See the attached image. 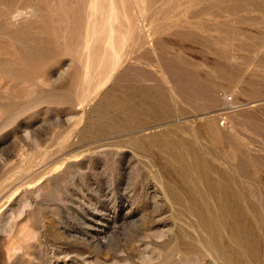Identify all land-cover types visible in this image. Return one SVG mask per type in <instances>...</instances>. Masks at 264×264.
I'll use <instances>...</instances> for the list:
<instances>
[{
    "label": "rangeland",
    "instance_id": "obj_1",
    "mask_svg": "<svg viewBox=\"0 0 264 264\" xmlns=\"http://www.w3.org/2000/svg\"><path fill=\"white\" fill-rule=\"evenodd\" d=\"M262 254L264 0H0V264Z\"/></svg>",
    "mask_w": 264,
    "mask_h": 264
},
{
    "label": "bare ground",
    "instance_id": "obj_2",
    "mask_svg": "<svg viewBox=\"0 0 264 264\" xmlns=\"http://www.w3.org/2000/svg\"><path fill=\"white\" fill-rule=\"evenodd\" d=\"M92 5H93V4H92ZM95 7H96V6H95ZM93 9H94V7H93ZM93 9H92V10H93ZM92 31H93V30H92ZM108 38H109V37H108ZM109 40H111V39H109ZM213 42H214V41H213ZM222 52H223V50H222ZM171 64H172V63H171ZM169 65H170V64H169ZM166 69H167V68H166ZM172 69H173V68H172ZM150 90H151V89H150ZM140 91H141V93H142L143 90H140ZM140 91H139V93H140ZM129 92H130V91H129ZM136 92H137V91H136ZM134 94H135V93H134ZM143 94H144V93H142V95H143ZM162 94H163V93H162ZM142 95H141V96H142ZM145 95H146V94H145ZM163 95H164V94H163ZM137 96H140V94L137 95ZM149 96H150V95H149ZM134 97H135V96H133V95H131V94H130V95H129V94H126V95L124 96V98L127 100V102L131 103L132 101H134V102H132L133 104H134L135 102H137L136 100H134ZM142 97H145V96L143 95ZM150 97L152 98L153 96H150ZM162 97H163V96L160 97L161 99L157 102V104H158V105H161V106H164V105H165V100H164ZM140 98H141V97H140ZM165 98H166V97H165ZM147 99H148V98H147ZM166 99H167V98H166ZM153 100H154V98H153ZM153 100L148 99V100L146 101V97H145V100L142 98V100H140V102H141L142 104L138 101V102H137V103H138L137 105H138V106H139V104H140L141 106L144 105L145 108H143V110L140 109V111L138 110L139 112L136 110V108H134V109H135V112H134V111H133V112H134L135 114H136V112L139 114L141 111H143V113L145 114V117H146V115H147V116L150 117V118L152 117V119L156 117L155 119H156V120H157V119L159 120V118H160L161 115H160L159 117H157V116L159 115V114L157 113L158 111L155 112V113H152V108H150V106H148L150 109H149V108H148V109L146 108L147 105H151V104H153ZM148 101H151L152 103H151V102L149 103ZM154 102H155V101H154ZM173 103H174V102H173ZM135 105H136V104H135ZM168 105H169V104H168ZM144 106H142V107H144ZM151 106H153V105H151ZM154 106H155V105H154ZM170 106L172 107L173 105H170ZM133 107H134V106H133ZM135 107H136V106H135ZM169 108H170V107H169ZM137 109H139V108H137ZM149 110H150L151 112H150ZM183 110H184V109H183ZM124 111H125V110H124ZM153 112H154V111H153ZM171 112H172V111H171ZM173 112H174V110H173ZM129 113L131 114L130 111H129ZM126 114H127V113H126ZM138 114H136V115H138ZM144 114L142 115V112H141L142 117H144ZM156 114H157V115H156ZM133 115H134V114H133ZM171 115H173V114H171ZM154 116H155V117H154ZM112 117H113V116H112ZM140 117H141V116H140ZM168 117L170 118V116H168ZM108 119H109V123H107L106 121H105V122H106L107 124L112 125V124L110 123V120H112V121L115 120L114 117H113V119H112L111 117L108 118ZM137 119H138V117H137ZM137 119H136V120H137ZM155 119H154V120H155ZM160 119L162 120V119H164V118H160ZM166 119H167V118H166ZM104 120H105V119H104ZM139 120H141V118H139ZM139 120L137 121V123L139 122ZM148 120H150V119H147V121H148ZM154 120H152V121H154ZM131 121H132V120H131ZM133 121H134V120H133ZM141 121L145 122L144 120H141ZM147 121H146V122H147ZM150 121H151V120H150ZM113 122H115V121H113ZM100 123H101V122H100ZM115 123H116V122H115ZM140 123H141V122H140ZM116 124H117V123H116ZM129 125H130V124H129ZM208 126H209V125H208ZM108 127H109V126H108ZM112 127H113V126H112ZM114 127H115V126H114ZM171 133L174 134V132H172V131H171ZM171 133H170V134H171ZM165 134H166V133H164L163 135L165 136ZM173 134H172V136L175 135V134H174V135H173ZM176 134H177V133H176ZM167 135H168V132H167ZM167 135L165 136L166 138H165V137L163 138V141H165L164 139H167V137H168ZM162 137H163V136H162ZM162 137H161L160 139H162ZM170 137H171V136H170ZM176 137H178V136L176 135ZM173 138H174V137H173ZM173 138H172V141H173ZM147 139H148V138H147ZM147 139H146V140H147ZM151 139H152V138H151ZM169 139H171V138H169ZM175 139H176V138H175ZM178 139H179V138H178ZM184 139H185V138H184ZM149 140H150V139H149ZM154 140H155V139H153L152 141L154 142ZM157 140L160 142L159 139H157ZM157 140L155 141V144H153L154 147H155V145H157V147H158V144H159V143L157 142ZM167 140H168V139H167ZM181 140L185 142L186 139H185V140L181 139ZM147 141H148V140H147ZM152 141H151V142H152ZM170 141H171V140L168 141V142H169V145L172 143V142H170ZM175 141H176V142L179 141V143H180V139H179L178 141H177V140H175ZM148 142H149V141H148ZM156 142H157V143H156ZM176 142H175V143H176ZM187 142H189V141H187ZM175 143H174V144H175ZM181 143H182V142H181ZM181 143H180V144H181ZM139 144L142 145V142L139 143ZM163 144H164V143H163ZM163 144H162V149H164V148H163ZM172 144H173V143H172ZM187 144H189V143H187ZM187 144H186L185 146L188 147V148H190L189 146H187ZM143 145H144V144H143ZM148 145H150V142H149ZM148 145H147V146H148ZM176 145H177V144H176ZM189 145H190V144H189ZM171 146H172V145H171ZM185 146H184L183 148H185ZM190 146H191L192 148H194L193 144H191ZM143 147H144V146H143ZM145 147H146V146H145ZM150 147H152V146L150 145ZM160 147H161V146H160ZM166 148H167V147H166ZM173 148H175V147H173ZM176 148H177V146H176ZM183 148H182V150H183ZM192 148H190V153H191V150H193ZM195 148H196V146H195ZM159 149H160V148H159ZM185 149H186V148H185ZM146 150H147V149H146ZM164 150H165V149H164ZM180 150H181V148L178 149V150H175V151L178 152L177 154H176V152L174 151L175 154L177 155V157H175V158H178L179 160H181L182 157H183V154H182V155L179 154V153L181 152ZM194 150H195V149H194ZM165 151H166V150H165ZM170 151H171V149H169V152H170ZM184 151H185V150H184ZM184 151H183V153H186V152H184ZM186 151H187V149H186ZM188 151H189V150H188ZM188 151H187V152H188ZM148 152L150 153V151H148ZM163 152H164V151H163ZM174 152H173V151L170 152V156H171L172 153L174 154ZM152 153H153V152H152ZM181 153H182V152H181ZM197 153H198V152H197ZM164 154H166V153L164 152ZM173 154H172V158L174 157ZM178 154H179V155H178ZM186 154H187V153H186ZM186 154H184V156H185ZM192 154H193V152H192ZM195 154H196V151H195ZM198 154H199V153H198ZM168 155H169V154H168ZM188 155H189V153H188ZM188 155H187V156H188ZM196 155H197V154H196ZM155 156H156V155H155ZM180 156H182V157L179 158ZM190 156H191V154H190ZM192 156H193V158H194V154H193ZM200 157H201V156H200ZM200 157H199V158H200ZM195 158H196V157H195ZM195 158H194V159H195ZM199 158H197V159H199ZM184 159H185V158H183L182 161H183ZM191 159H192V158H190V160H189V162H188L189 164H190ZM197 159H196V160H197ZM172 160H174V159H172ZM187 160H188V157H187ZM200 160H202V159H200ZM203 160H204V159H203ZM203 160H202V161H203ZM166 161H167V160H166ZM182 161H181V163H182ZM204 161H206V160H204ZM170 162H171V161H169V163H170ZM174 162L178 163V160H177V161L174 160ZM176 163H174V164H176ZM192 163H193V161H192ZM192 163H191V165L194 167L195 163H194V164H192ZM196 163H198V162H196ZM200 163H201V165H203L202 163H204V166H206L205 162H199V164H200ZM174 164L172 165V163H171L172 166H174ZM183 164H184V166L187 165L186 162H183ZM183 164H180V167H179V168H183V167H184V166H182ZM169 165H170V164H169ZM171 165H170V166H171ZM177 165H179V163H178ZM197 165H198V164H197ZM197 165H196V167H200L199 165H198V166H197ZM187 166H188V165H187ZM187 166L184 167V170H186V169H190L191 172H193V170L191 169V166H190V168L187 167ZM204 166H201V167H204ZM175 167H177V166H175ZM196 167H195V168H196ZM201 167H200V168H201ZM185 168H186V169H185ZM195 168H193V169H195ZM204 168H205V167H204ZM171 169H173V167H172ZM175 169H177V168H175ZM175 169H173V170H175ZM205 169H206V168H205ZM205 169H204V171H205ZM184 170H182V171H184ZM190 170L187 171V172H189V174H190ZM195 170H197V169H195ZM195 170H194V171H195ZM198 170L200 171V169H198ZM201 170H202L201 172H204L203 169H201ZM179 171H180V170H179ZM185 172H186V171H185ZM185 172H184V175H185V174L187 175V173H185ZM201 172H200V175L203 174V176H204V173L201 174ZM182 173H183V172H182ZM195 173H196V172H195ZM197 173H198V172H197ZM197 173H196L195 178L197 177ZM205 173H206V172H205ZM193 174H194V172H193ZM193 174H192V176H193ZM178 176H180V175H178ZM182 176H183V175H182ZM190 176H191V174H190ZM192 176H191V178H192L191 182H192V181H195V180L193 179ZM203 176H201V177L203 178ZM207 176H208V175H206L205 178H206ZM187 177H188V176H187ZM201 177L199 176L198 178H201ZM208 177H209V180H210V179H211L210 176H208ZM208 177H207V178H208ZM217 177H218V176H217ZM225 177H226V176H225ZM191 178H189V179H191ZM205 178H204V181L206 182L207 180H206ZM215 178H216V177H215ZM219 178H221V180L218 179V181H222V177H219ZM227 178H229V177H227ZM234 178H235V177H234ZM179 179H182V180H183V179H186V177H184V178L182 177V178H181V176H180ZM189 179H188V180H189ZM196 179H197V178H196ZM225 179H226V178H225ZM235 179H236V178H235ZM174 180H175V179H174ZM174 180H173V185H174V182L176 181V180H175V181H174ZM188 180L186 179V181L183 182V184H184V183H189V182H187ZM197 180H198V182H199V184H200L199 186H201V185L203 184V187H201V188L204 189V188H205V187H204V183L201 184V181H200L201 179H200V180L197 179ZM209 180H208V181H209ZM214 180H215V179H214ZM226 180H227V179H226ZM226 180H224L222 183L226 182ZM232 180H233V179H232ZM236 180H237V179H236ZM254 180H255V179H254ZM228 181L231 182L230 178L228 179ZM171 182H172V181H171ZM209 182H210V181H209ZM209 182H208V183H209ZM212 182H213V181H212ZM214 182H216V181H214ZM214 182H213V183H214ZM232 182H233V181H232ZM232 182H231V184H232ZM235 182H237V181H234V183H235ZM252 182H253V181H252ZM179 183H182V182H179ZM192 183H193V182H192ZM192 183H191V184H192ZM217 183H218V182H217ZM234 183H233V185H235ZM176 184H177V183H176ZM176 184H175V185H176ZM183 184H182V185H181V184H180V185L178 184V185H176V186H179V187L182 186L181 191H183V186L185 185V184H184V185H183ZM197 184H198V183H197ZM211 184H212V183H211ZM211 184H210V185H211ZM220 184H221V183H220ZM220 184H219V185H220ZM216 185H218V184H216ZM219 185L217 186L218 189H220V188H224V189H221V191H222V190L225 191V188H227V185H225V184H224V186H226V187H224V186L221 187L222 184H221V186H219ZM253 185H254V183H253ZM171 186H172V185H171ZM176 186H174V187H176ZM186 186H187V185H186ZM189 186H190V185H189ZM196 186H198V185H195L194 187H196ZM213 186H214V187H213ZM251 186H252V185H251ZM212 187H213V189H214V188H215V185H212ZM228 187H230V186H228ZM233 187H234V186H233ZM186 188H187V187H186ZM192 188H193V187H192ZM192 188H191V190H192ZM196 188H197V187H196ZM174 189H175V188H174ZM184 189H185V188H184ZM197 189H199V188H197ZM234 189H235V188H234ZM179 190H180V188H179ZM188 190H189V189H188ZM191 190H189V192H192ZM194 190H195V189H194ZM200 190H201V189H200ZM226 190H229V188L226 189ZM230 190H231V188H230ZM230 190H229L228 192H230ZM232 190H233V189H232ZM232 190H231V191H232ZM197 191H198V190H197ZM197 191L195 190V192H197ZM203 191H204V190H203ZM215 191H217L216 188H215ZM184 192H185V191H184ZM186 192H187V191H186ZM195 192H193V194H194ZM210 192L213 193V190L210 191ZM222 192H223V191H222ZM225 192H226V191H225ZM228 192H227V193H228ZM232 192H233V191H232ZM235 192H236V191H235ZM199 193H200V195H202V192H201V191H200ZM207 193H209L207 190H206V193H205V194H204V192H203V197H204V195H206ZM227 193H225V195H226ZM237 193H238V191H237ZM181 194H183V193H181ZM185 194H186V193H185ZM196 194H197V193H196ZM196 194H194V195L196 196ZM233 194H235V193L233 192ZM172 195H173V194H172ZM207 195H208V194H207ZM210 195H211V194H210ZM210 195H208V196H210ZM213 195H214V193H213ZM213 195H212V196H213ZM237 195H238V194H237ZM201 197H202V196H201ZM210 197H211V196H210ZM230 197H231V196H230ZM235 197H236V196L234 195V196H233V199H234L233 202L235 201ZM212 198L216 199L217 197H216V198H215V197H212ZM184 199H185V198H184ZM205 199H206V198H205ZM210 199H211V198H210ZM192 200H193V199H192ZM203 200H204V199H203ZM225 200H226V199H225ZM236 200H237V199H236ZM182 201H183V200H182ZM205 201H206V200H205ZM210 201H211L212 204L214 203V202H212V199H211ZM210 201H209V202H210ZM216 201H217V200H216ZM209 202H208V203H209ZM218 202H220V201H218ZM193 203H194V201H193ZM206 203H207V201H206ZM208 203H207V204H208ZM211 203H209L208 205H210ZM184 204H186V203H184ZM187 204H188V203H187ZM187 204H186V205H187ZM188 205H189V204H188ZM196 205H197V204H196ZM214 205H215V204H214ZM216 205H217V204H216ZM184 206H185V205H184ZM190 206H191V204H190ZM197 206H198V205H197ZM212 206H213V205H212ZM218 206H219V205H218ZM218 206H215V207L218 208ZM185 207H186V206H185ZM191 207H192V206H191ZM213 207H214V206H213ZM232 207H234V206H232ZM189 208H190V207H189ZM189 208H188V210H189ZM200 208H201V207H200ZM217 208H216V209H217ZM220 208H221V207H219V209H220ZM223 208L226 209L225 207H222V209H223ZM234 208H235V207H234ZM201 209H202V208H201ZM216 209H215V210H216ZM219 209H217V211H218ZM193 210H198V209H195V208H194ZM207 210H210V208H209V209L207 208ZM215 210H213V211H215ZM237 210H238V209H237ZM189 211H190V210H189ZM210 211H211V210H210ZM210 211H209V212H210ZM224 211H225V210H224ZM226 211H227V210H226ZM194 212H196V211H194ZM228 212H229V211H228ZM232 212H233V211H232ZM234 212H235L234 214H236V211H235V210H234ZM215 213L217 214V215L215 214L216 216H219V215L221 214V209H220V212L218 211V213H217V212H215ZM222 213H224V212L222 211ZM225 213H226V212H225ZM198 214H199V212H198ZM210 214H211V212H210ZM210 214H209V216H210ZM218 214H219V215H218ZM237 214H238V213H237ZM200 215H201V216H199V217H203L202 215H204V212H201ZM212 215H213V214H211V216H212ZM215 215H214L213 217H215ZM222 215H223V214H222ZM227 215H228V214H227ZM231 215H232V214H231ZM231 215H230V216H231ZM206 216H207V215H206ZM230 216H228V217L230 218ZM199 217H196V218H197V219H196V222H197V220H198ZM213 217H210V219H211V218L214 219ZM220 217H221V216H220ZM223 217H225V215H224ZM203 218H204V217H203ZM217 218H218V219H217V222H219V217H217ZM233 218H235V216H234ZM236 218H237V216H236ZM244 218H245V217H244ZM207 219H208V218H207ZM210 219H209V220H210ZM199 220H200V219H199ZM199 220H198V221H199ZM220 220H221V219H220ZM222 220H223V218H222ZM225 220H226V219H225ZM201 221H202V220H200V222H201ZM211 221H212V220H211ZM211 221H210L209 223H211ZM215 221H216V220H215ZM215 221H214V223H212V224H215ZM229 221H230V220H229ZM217 222H216V223H217ZM202 223H203V222H202ZM204 223H205V222H204ZM204 223H203V224H204ZM196 224H197V223H196ZM217 224H218V226H219V223H217ZM217 224H216V225H217ZM223 224H224V223H223ZM205 225H207V224L205 223ZM237 225H238V224H237ZM192 226H193V224H192ZM213 226H214V225H213ZM213 226H212V227H213ZM195 227H196V226H195ZM197 227H198V226H197ZM212 227H211V228H212ZM216 227H217V226H216ZM192 228H194V226H193ZM209 228H210V227H209ZM194 229H195V228H194ZM196 229H197V228H196ZM198 229H199V230H196V232H197V231H200V228H198ZM201 229H202V228H201ZM224 229H225V227H224ZM205 230H206V229H205ZM213 230H214V229H212V232H214ZM217 230H218V228H217ZM202 231H203V230H202ZM202 231H200V232H201V234L203 235ZM215 231H216V230H215ZM222 231H223V230H222ZM203 232H204V231H203ZM216 232L219 234L218 231H216ZM223 232H224V234H225L226 231H223ZM197 233H198V232H197ZM198 234H199V233H198ZM198 234H197V235H198ZM208 234H209V233H208ZM211 234H212V233H211ZM214 234H215V233H214ZM218 234H217L216 236H219ZM221 234H222V233H221ZM199 235H200V234H199ZM222 235H223V234H222ZM200 236H201V235H200ZM224 236H225V235H224ZM202 237H203V236H202ZM202 237H200V238H202ZM209 237H210V236H208V238H209ZM222 237H223V236H222ZM203 238H205V237H203ZM213 238H214V236H213ZM213 238H212V239H213ZM219 238H220V237H219ZM223 238H224V237H223ZM217 239H218V238H217ZM208 240H209L208 242H210V239H208ZM213 240H214V239H213ZM213 240H212V242H213ZM215 240H216V237H215ZM223 240H225V239H223ZM240 241H241V240H240ZM204 242H205V241H204ZM206 242H207V241H206ZM218 242H219V241H218ZM231 242H232V241H231ZM231 242H230V243H231ZM246 242H247V241H246ZM214 243H216V242L214 241ZM220 243H221V242H220ZM220 243H219V244H220ZM222 243H223V242H222ZM222 243H221L220 245H222ZM226 243H227V240H226ZM228 243H229V242H228ZM233 243H234V242H233ZM236 243H237V242H236ZM205 244L207 245V243H205ZM211 244H212V243H211ZM239 244H240V243H239ZM244 244L246 245V243H244ZM244 244L242 243V245H244ZM247 244H248V243H247ZM197 245H198V244H197ZM202 245H203V244H202ZM212 245H213V244H212ZM216 245L218 246V244H216ZM226 245H227V244H226ZM250 245H251V244H250ZM214 246H215V245H214ZM214 246H213V248H214ZM217 246H216V248H219V247H217ZM222 246H223V245H222ZM232 246H233V245H232ZM236 246H237V245H236ZM201 247H202V246H201ZM203 247H204V246H203ZM205 247H206V246H205ZM208 247H209V246H208ZM225 247H226V246H224V249H227V248H228V247H227V248H225ZM243 247H245V246H243ZM248 247H249V246H248ZM253 247H254V246H251L252 250H253ZM222 248H223V247H222ZM222 248H221V249H222ZM234 248H235V247H234ZM236 248H237V247H236ZM246 248H247V247H246ZM206 249H207V248H206ZM214 249H215V248H214ZM214 249H212V250H214ZM224 249H223V250H224ZM243 249L245 250V248H243ZM227 250H228V249H227ZM229 250H230V249H229ZM229 250H228V253H229ZM239 250H240V253H241L242 250H241L240 248H239ZM244 250H243V251H244ZM208 251H209V250H208ZM216 251L219 252V249L215 250V252H216ZM234 251H235V250H234ZM237 251H238V250H237ZM237 251H235V252H237ZM248 251H249V250H248ZM254 251H255V250H253L252 253H255ZM210 252H211V251H209L208 253H210ZM212 252H213V251H212ZM218 252H217V253H218ZM222 252H223V251H222ZM222 252H220V253H222ZM224 252H225V251H224ZM224 252H223V253H224ZM235 252H234V253H235ZM246 252H247V251H246ZM213 253H214V252H213ZM213 253H211V254H213ZM220 253H219V254H220ZM230 253H231V252H230ZM252 253H249V254H252ZM243 254H244V253H243ZM247 254H248V253H247ZM247 254H246V256H248ZM216 255H217V254H215V257H216ZM220 255H224V254H220ZM232 255H233V254H232ZM241 255H242V254H241ZM241 255H239V256L241 257ZM244 255H245V254H244ZM255 255L257 256V254H255ZM262 255H264V254H262ZM211 256H212V258H213L214 255H211ZM217 256H219V255H217ZM229 256H230V257H234V256H231L230 254H229ZM239 256H238V257H239ZM246 256H245V257H246ZM252 256H253V255H252ZM252 256H251V257H252ZM256 256H255V259H258V256H259V255L257 256V258H256ZM219 257H220V256H219ZM219 257H218V258H219ZM224 257H226V256L224 255ZM227 257H228V256H227ZM235 257H237V253H236V256H235ZM243 257H244V256H242V258H243ZM249 257H250V256H249ZM212 258H211V259H212ZM220 258H221V257H220ZM228 258H229V257H228ZM242 258H241V259H242ZM252 258H253V257H252ZM214 259H215V258H214ZM235 259H236V258H235ZM235 259H234V260H235ZM245 259H248V258L246 257ZM218 260H219V259H218ZM227 260H228V259H227ZM237 260H238V259H237ZM252 260H254V259H251V258H250V260H248V261H252ZM260 260H261V259H260ZM212 261L217 262L216 260H213V259H212ZM219 261H220V260H219ZM232 261H233V260H232ZM242 261H243V259H242ZM254 261H255V260H254ZM258 261H259V260H258ZM258 261H257V263H258ZM246 262H247V261H246ZM252 262H253V261H252ZM252 262H250V263H252ZM255 262H256V261H255ZM255 262H254V263H255ZM260 262H262V261H260ZM218 263L220 264V262H218ZM223 263H224V262H223ZM226 263H227V262H226ZM257 263H255V264H257ZM258 264H259V263H258Z\"/></svg>",
    "mask_w": 264,
    "mask_h": 264
}]
</instances>
